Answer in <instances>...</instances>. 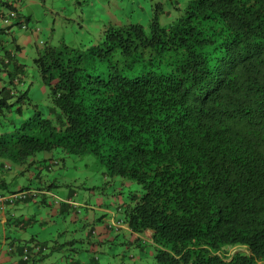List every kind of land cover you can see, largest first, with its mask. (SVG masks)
<instances>
[{
  "label": "trees",
  "instance_id": "obj_1",
  "mask_svg": "<svg viewBox=\"0 0 264 264\" xmlns=\"http://www.w3.org/2000/svg\"><path fill=\"white\" fill-rule=\"evenodd\" d=\"M172 3L165 25L155 8L147 28L110 23L95 43L37 44L29 59L47 87L48 115L28 95L22 46L4 47L0 116L12 129H0V158L21 172L34 166L42 181L41 168L55 164L38 153H91L124 195L110 215L103 200L87 205L102 208L98 217L64 224L50 245L11 239L0 246L11 264L264 261V0ZM56 175L16 201L46 202L63 185ZM53 194L63 222L82 210L73 187Z\"/></svg>",
  "mask_w": 264,
  "mask_h": 264
},
{
  "label": "rangeland",
  "instance_id": "obj_2",
  "mask_svg": "<svg viewBox=\"0 0 264 264\" xmlns=\"http://www.w3.org/2000/svg\"><path fill=\"white\" fill-rule=\"evenodd\" d=\"M185 1L180 0V4H184ZM155 8L161 11L159 18L163 25L172 20L171 16H168L166 12L170 11L173 14L176 12L172 0H19L18 4L14 3L13 7L2 4L0 5V40L3 42L0 45V55H4V47L9 48L13 44L11 42L12 40L21 45L22 48L27 47L26 35L29 36L32 43L35 42L38 44H43L45 41L58 43L61 39H65L68 43L82 41L95 43L100 39L102 28L110 23L124 24L139 22L147 28L150 19L154 15ZM21 35L24 36L21 37ZM32 51H34V48ZM31 54L32 52L28 55H23V60L28 65V68H30L29 72L31 73L29 77L28 95L48 115L49 111H51L48 90L41 81L38 70L33 67L32 60L29 59ZM0 120L4 122V125H0L1 130L10 131L12 129V125L8 124L6 120L3 121L1 116ZM19 121L20 119L17 118L16 122L18 123ZM38 157L48 158L47 163H52L55 159L59 163L53 165V170L51 171L44 166L41 168L42 181H40L39 177L34 176L37 173V168L32 166L29 171H25L23 175H19L16 180L17 183L15 182L13 185L16 186L19 184L21 187L24 185L29 186L30 184L34 186L43 185V180L50 179L57 174L56 176L63 182V185L53 188V192L57 195L61 194L64 197L68 195V188L73 187L77 191L75 200L78 198V202L80 203L78 208L80 210L82 209L76 215L75 213L68 212L66 214V221L63 222L54 208L52 212L50 211L49 204L44 202L40 208H37L36 203L40 200L38 197H34V199L25 202L16 201L6 204V207L9 208V216L12 213L17 215L24 213L28 217L33 212L38 214L41 212L46 222L44 229L40 228V221L34 224L37 227L36 237L38 239L41 240L46 237L48 238L47 243L50 245L52 240L57 236L56 232L65 228L63 227L64 224L71 230L75 226L79 227L81 222L84 223L85 218H87L84 216L87 205L89 207L94 206L103 200L102 204L106 205L107 210L105 212L108 215H110V211L117 212L115 204L122 201L124 197L123 193L118 192L120 190L116 191V189H113L119 184V180L114 179L106 184L105 181L107 178L104 175L105 166L93 154L88 153L82 156L71 155L62 160V154L59 151H43L38 153ZM10 187L12 188L11 183ZM3 191L6 193L11 192L6 187L3 188ZM101 191L103 195L104 192L107 195L103 196ZM55 198L50 195L46 196L47 201L51 202V206L53 207L55 206ZM84 200L87 203H84ZM50 212L52 213V218L49 214ZM32 227L33 225H29V228ZM13 232L15 233L16 231L13 230ZM80 234L83 235L85 232L81 233L79 231L76 235L79 236ZM2 236L1 233L0 242L3 241ZM65 236L73 237L74 235L66 232ZM151 248L152 245L149 246V249ZM236 249L238 247L231 248L232 251H236ZM241 249L244 248L241 247ZM148 257L149 263H152L154 256L148 255ZM3 258L6 259L4 262L2 260ZM117 262L121 264H139L127 259L126 256L124 258L122 256L119 257ZM0 264H11V261L7 256L3 257V254L0 253ZM111 264L114 263L112 262Z\"/></svg>",
  "mask_w": 264,
  "mask_h": 264
},
{
  "label": "crops",
  "instance_id": "obj_3",
  "mask_svg": "<svg viewBox=\"0 0 264 264\" xmlns=\"http://www.w3.org/2000/svg\"><path fill=\"white\" fill-rule=\"evenodd\" d=\"M23 36L24 35H21V37H23ZM26 40H27V47L22 48V50H21L22 51V55H21L22 57H23V55H28L29 53H31L32 49L38 44V43H35V42L32 43L31 40H30V38H29V36H27V35H26ZM34 44H35V46H34ZM39 45H41V44H39ZM0 84H2V83H0ZM39 158H42V157H39ZM3 160H6V159L0 158V162H2ZM50 164L51 163L48 162L46 165L48 166ZM22 169H24L23 166L15 165L10 170H5L2 173V180H1L2 181V187H6L8 190H17V189H20L21 186H19V184H17L16 186H14L13 183H15V182L17 183V181H16L17 180V177L19 175H23L24 174V171L21 172ZM10 183L12 185V188L10 187ZM37 187L38 186L31 185V186H29V188H25V189H28V190L29 189H34V188L37 189ZM48 195L54 197L53 192H49ZM38 198L40 200H39L38 203H36V206H37V208H40V206H42L41 204L43 203L44 199L42 197H40V196ZM23 202H25V201H23ZM45 203H47L49 205L52 204L51 202H48L47 200H46ZM0 207H1L0 208L1 209L0 210V234L2 233V235H3L2 236L3 241L0 242V243H2V244H0L1 247L2 246L4 247V245L8 244V242H10L11 239L12 240L15 239L14 242H17L18 240L19 241L20 240H28L30 236H35L36 237L37 227L34 224H37V221H40L41 222L40 228L41 229H44V225H45L46 219H45V217L43 215H41V212H40V214H38L36 212H33L28 217H26L24 215V213H20V215H17V214L12 213L9 216L8 215L9 208L8 207L5 208V206H0ZM50 207H52V206H50ZM91 209L92 208H90V210ZM99 210H102V208H97L94 211L91 210V212L86 211L87 214H85L84 216H86L87 218H85V221L87 219L91 218L92 215L94 216V218L95 217H98V214H95L94 212H97L98 213ZM50 211H52V210L50 209ZM49 214H50V216L52 218V213L50 212ZM27 220L28 221L29 220H32V222L29 225H33V227L32 228H29V226H27L26 228L23 229L22 226H21V223L23 221H27ZM12 227H15V228H12ZM17 227H21V228L19 229ZM58 229H59V226H58ZM13 230H15L16 232L14 233ZM56 233H58V232H56ZM145 233H146V235L148 237V236H150L151 231L150 230H146ZM41 240H48V238L45 237V238H42ZM150 241H151V238H150ZM3 257H6V254H4ZM142 259H140V260H142ZM2 260L4 262L6 259L3 258Z\"/></svg>",
  "mask_w": 264,
  "mask_h": 264
},
{
  "label": "clouds",
  "instance_id": "obj_4",
  "mask_svg": "<svg viewBox=\"0 0 264 264\" xmlns=\"http://www.w3.org/2000/svg\"><path fill=\"white\" fill-rule=\"evenodd\" d=\"M4 159V158H3ZM58 160L55 159L52 163L53 164H57ZM15 166L14 163H12L10 160L6 159V160H3L2 162H0V193L3 194V195H10V194H13V193H18V192H26L27 194L30 192V190H32V193H36L37 192V189H24V190H14L15 192H10V193H6L5 191L3 192V187H2V173L5 171V170H10L11 168H13ZM18 198H16L13 202H15ZM10 203L9 201H5V202H0V206H5L6 207V204ZM233 247H238V249L236 250H239L241 249V247H243L244 249L242 250H245V247L244 246H233ZM260 264H264V261H260Z\"/></svg>",
  "mask_w": 264,
  "mask_h": 264
},
{
  "label": "built area",
  "instance_id": "obj_5",
  "mask_svg": "<svg viewBox=\"0 0 264 264\" xmlns=\"http://www.w3.org/2000/svg\"><path fill=\"white\" fill-rule=\"evenodd\" d=\"M19 0H0V5L5 4L8 7H13L14 3L18 4ZM26 196V192H18L10 195H3L0 193V202H13L16 198H23Z\"/></svg>",
  "mask_w": 264,
  "mask_h": 264
}]
</instances>
